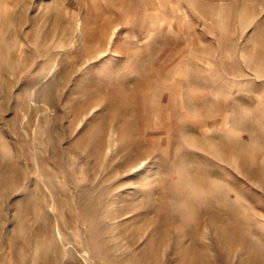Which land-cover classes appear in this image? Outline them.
<instances>
[{"label":"rangeland","instance_id":"rangeland-1","mask_svg":"<svg viewBox=\"0 0 264 264\" xmlns=\"http://www.w3.org/2000/svg\"><path fill=\"white\" fill-rule=\"evenodd\" d=\"M0 264H264V0H0Z\"/></svg>","mask_w":264,"mask_h":264}]
</instances>
